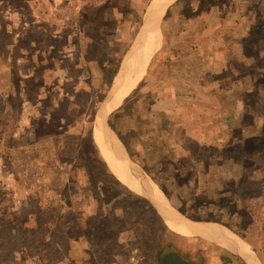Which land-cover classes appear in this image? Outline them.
Returning <instances> with one entry per match:
<instances>
[{
  "label": "rangeland",
  "instance_id": "obj_1",
  "mask_svg": "<svg viewBox=\"0 0 264 264\" xmlns=\"http://www.w3.org/2000/svg\"><path fill=\"white\" fill-rule=\"evenodd\" d=\"M149 2L0 0V264H164L163 250L169 246L185 253L184 240H171L153 206L106 167L92 141L100 113L135 164L110 130L126 161L160 184L170 180L169 157H162V164L155 155L154 121L160 112L171 117L179 134L196 132V122H202L211 152L215 143L223 144V135L215 142L223 116L239 113L237 100L243 122L254 115L264 118V101L255 87L264 73V0L173 2L157 22L160 44L140 81L107 112ZM198 50L206 58L195 66L202 75L187 79L177 56ZM113 79L111 96L97 113ZM233 82L240 84L241 98L231 91ZM221 86H231L230 92L223 93ZM214 158H202L204 168L215 170ZM184 163L178 159L171 190L181 204L172 206L193 221L223 223L235 232L249 227L256 235L250 238L254 246L264 250V222L254 219L264 218V180L239 190L206 184L209 193L201 190V195L180 186L189 175L180 172ZM105 184L116 192L108 202L100 189ZM222 198L233 204H222ZM209 250L198 241L187 256L208 264Z\"/></svg>",
  "mask_w": 264,
  "mask_h": 264
},
{
  "label": "crops",
  "instance_id": "obj_2",
  "mask_svg": "<svg viewBox=\"0 0 264 264\" xmlns=\"http://www.w3.org/2000/svg\"><path fill=\"white\" fill-rule=\"evenodd\" d=\"M175 1L176 0H173L168 6H170ZM253 25L249 24L248 31L249 30L250 32L252 31ZM183 55H185L186 57L182 56L178 58L177 56V59L178 60L180 59L178 63H180L181 67L183 68L184 77L189 79V78H197V76H201L202 75L201 71L203 69H200L199 72H196L195 66L198 63L199 65H201V63H203L206 60V58H204L203 52L201 50H198L196 52L191 51V52H185ZM192 60L194 61V64ZM188 61H190V63L192 64H189ZM239 62L242 63L241 60H239ZM196 73L198 75H196ZM252 82L253 81H250V83ZM235 83L237 82L232 83L233 87H237L238 85H240L238 83L237 84ZM221 88L223 87L221 86ZM221 88L219 89L220 91L223 90L222 91L223 93L230 92L229 91L230 89H228V87L227 88L224 87L223 89ZM238 103L239 105H237ZM240 103H241L240 100L236 101V105L238 109L236 106H233V108L237 109L239 112L241 111L240 108H242ZM164 115H167V114L164 112L163 116L160 117V120H158V122L154 121V126H156L154 131L157 132L156 134L158 136L156 137L154 142L156 143L155 145L157 146V147L155 146L157 148L156 150L160 149L158 150V152L155 153V155L159 156L158 159L162 160V157H163L162 154H164V157L165 156L169 157L168 158L169 165L167 168L168 169L167 172L170 178L167 184L169 185H167L166 182L161 183V184H164L162 185V188H163L162 192L165 195V196L163 195L164 199L166 197L165 201L167 200L166 201L167 204L170 205L171 207H173L172 205L176 206V205L181 204L179 200H176L175 197L173 198L174 194H171V190L175 189L172 185L174 183L172 182L178 180L175 174L178 173L177 172L178 168H180L179 167L180 165L178 164L179 158H182L185 160V163H184L185 170H180V172L189 173V175L185 176L186 178L185 184L180 185V186L182 187V189H186V190L193 189V188H195L196 190H200L201 195H203V192H201V190H204V192L206 190V194L209 193V186L206 184H223L222 186H224L225 189H228L227 188L228 186L230 189L237 188V190H239L241 185L243 186L244 184H248V183L254 184L259 181L264 180V118H258L259 117L258 115L256 116L254 115V117H250L249 120L246 119L244 121V126H239V128H237L236 130L237 132H239L238 136H236L237 134L235 135L232 133L224 134L222 131L219 132L218 134L219 138L216 137L215 142H217V139H220L221 136L223 135V138L221 139V141L223 142L224 145L215 143L216 145H214L212 148L216 151L211 152V149L209 147L210 145L207 146L208 138H205L204 133H202L203 132L202 122L201 123L196 122V125H195L196 132H195V129H191V134H189L188 132L185 131V128H184L185 126H184L182 130H184L185 132L179 134L175 132V130L173 129V125L171 124L172 123L171 117H167V116L164 117ZM178 125H184V122L179 123ZM247 128L249 129V132L254 134V136H252L251 138L245 137ZM175 134H179V136ZM176 136L179 139H177ZM181 143H184V148L181 146H179L180 148H178L176 146V144H181ZM219 146L222 148L221 150L218 149ZM164 147L168 148V152H170L167 155L163 151ZM42 152L43 150L41 151V153ZM210 154H214L216 156V158H214L213 163H212L214 164L212 166L213 168H215V170L208 169V167L206 166L204 168L203 166L202 158H205V156H209ZM172 157L175 158L174 161L172 160ZM195 158L197 159L195 160ZM170 161H172V163ZM171 167L174 168V170H169ZM180 179H182V176ZM156 184L158 185V183ZM136 195L149 201L145 196H141L139 194H136ZM251 198L252 197H248L249 200ZM222 200H224L225 204H233V200L231 199L225 201V198H222ZM253 200H255V197L253 198ZM149 203L151 202L149 201ZM87 204H88V207H87L88 212L86 216L91 215V207H90L91 204L90 203H87ZM151 205L157 210V212L159 213V216L162 218L163 222L165 223L167 227V232L172 237L171 240L175 242L177 241L180 242L184 240V244L186 247L185 253L175 250L174 248H171V246H169L168 249L167 248L164 249L163 256H162V258H164L163 260L165 262L164 264H196L197 261H195V258H193V256H190L191 254L190 251H192L193 245L198 241L205 242L214 251L213 252L212 250H209L208 252L205 253L204 261H206L208 264H248L244 258L223 248L218 243L210 241V239L208 238L201 237V236H189L188 237V236H183V235H180V234H177L171 231L168 228L166 220L164 219V216L159 211V209L156 208L153 205V203H151ZM174 209L176 210V208ZM254 219L255 221H258V222H264V218H257L256 216V218ZM204 223H209V222H204ZM213 223L220 224L224 228L232 232V234H235V236H237L244 244L249 246L251 252L255 255L256 260H258L260 264H264V250H258L254 246L252 242L253 240L251 239H253L252 237L255 238L256 235L254 233L252 234L249 227L247 228L243 227L242 231L235 232L231 229L230 225H226V224L224 225L223 223H219V222H213ZM173 241L172 243H174ZM187 252L190 253L188 256H187Z\"/></svg>",
  "mask_w": 264,
  "mask_h": 264
},
{
  "label": "bare ground",
  "instance_id": "obj_3",
  "mask_svg": "<svg viewBox=\"0 0 264 264\" xmlns=\"http://www.w3.org/2000/svg\"><path fill=\"white\" fill-rule=\"evenodd\" d=\"M172 1L150 0L144 18L146 24L141 30L144 29L142 32L140 30L138 39L128 51L129 55L125 59L123 69H121V73L115 80L112 96L110 95L112 88L108 94V98L111 96V100L107 104V112L117 109L140 81L146 62L155 53L160 44L161 35L159 30L157 31V22L162 12L166 10ZM156 31L158 32L157 45L155 44ZM106 101L102 103L97 113L101 111ZM106 126L104 125L103 114L100 113L93 123L92 141L106 167L119 183L130 191L145 196L153 203L164 216L167 226L171 231L188 237L201 236L208 238L244 258L248 264H260L249 246L244 244L235 234H232V232L222 225L192 222L182 216L177 209L175 210L168 205L158 185L141 172L137 165L134 166L126 161L124 154Z\"/></svg>",
  "mask_w": 264,
  "mask_h": 264
},
{
  "label": "trees",
  "instance_id": "obj_4",
  "mask_svg": "<svg viewBox=\"0 0 264 264\" xmlns=\"http://www.w3.org/2000/svg\"><path fill=\"white\" fill-rule=\"evenodd\" d=\"M264 72V71H263ZM260 74H258V76H259ZM261 75H263L261 78H260V80H259V78H257V80H256V86L255 87H257V90H256V92H257V96L258 97H260L261 98V100L262 101H264V73L263 74H261ZM238 86H240V85H238ZM233 87L232 88V91H233V93L235 94L236 93V91H237V88H239V87ZM229 87H231V86H229ZM228 87V88H229ZM227 88V87H226ZM237 94V93H236ZM237 95H239V97L241 98L242 97V95H243V92L242 91H238V94ZM226 96H227V94H226ZM242 104V103H241ZM154 114H152L153 116H158V114H159V112H153ZM243 113V112H242ZM163 114L164 113H162V112H160V115H162L163 116ZM243 114H241V112H237V115L233 118V116H232V113H231V115H226V116H223V118H222V120L221 121H223L221 124H223L224 125V128H223V125L222 126H220L223 130H221L224 134L225 133H233V132H236V130H237V128H239V126H244V122L242 121V119H243ZM164 117H166V115H164ZM231 118H233L232 119V122H230L231 121ZM242 118V119H241ZM237 121H238V123H237ZM232 123V124H231ZM234 134V133H233ZM252 136H254V134H252L251 132H249V129L247 128L246 129V135H245V137L246 138H251ZM89 139V138H88ZM158 150H160V149H158ZM163 151H164V153L167 155L168 153H170V152H168V149L167 148H163ZM139 154V153H138ZM131 155V154H130ZM163 155V157H164V154H162ZM131 156H133V155H131ZM156 156H158V155H156ZM159 157V156H158ZM160 157H162V156H160ZM161 163L162 164H164L165 162L162 160L161 161ZM154 181L155 182H157L158 183V181H156L155 179H154ZM162 185L163 184H159L158 183V186L161 188V190H163V188H162ZM103 187V188H102ZM102 187L100 188L101 189V192L103 193V195H104V201H110L114 196H115V194H116V192H115V190H114V187H113V185L112 184H105V185H102ZM136 197V196H135ZM225 204V202L223 201L222 202V204ZM99 212V211H98ZM102 215V213L100 212V216ZM96 215H94V217L93 218H91V219H94V218H96L95 217ZM88 217V216H87ZM90 220V219H89Z\"/></svg>",
  "mask_w": 264,
  "mask_h": 264
},
{
  "label": "water",
  "instance_id": "obj_5",
  "mask_svg": "<svg viewBox=\"0 0 264 264\" xmlns=\"http://www.w3.org/2000/svg\"><path fill=\"white\" fill-rule=\"evenodd\" d=\"M149 22H150V19H149ZM145 24H146V20L144 19V20L142 21L141 25H140V28L138 29V31H137V33H136V35H135V38L133 39V42L131 43V45H130V46L128 47V49L126 50V53H125L124 57L126 56L127 52L132 48L134 42H136V40L138 39V36H139L140 30H141L142 27H144ZM124 57H123V59H124ZM123 59H122V61H123ZM122 61H121L120 64H122ZM120 66H121V65H120ZM115 77H116V75L114 76V78H115ZM113 82H114V79H113V81H112V83H111V85H110L109 91H108L107 95L105 96V98L103 99L102 103L105 102V101L108 99V94L110 93V89L112 88ZM95 115H96V113H95ZM106 125H107V127L109 128V130H111L112 133H113V134L115 135V137H116V134H115L114 130L111 128V126L109 125L108 121H106ZM116 139H117L118 142L121 144V146H122V148H123V150H124V152H125V155L127 156L128 160H129V161H132V159H131V157L129 156V154H128L126 148H125L124 145H123V143H122L117 137H116ZM132 163H134V162L132 161ZM153 208H154V207H153ZM154 209H155V208H154ZM155 210H156V209H155ZM156 212H157V210H156ZM157 213H158V212H157ZM158 214H159V213H158ZM181 214H182V213H181ZM182 216H184V215L182 214ZM184 217H185V216H184ZM185 218L188 219V220H190V219L187 218V217H185ZM190 221H192V222H197V221H193V220H190Z\"/></svg>",
  "mask_w": 264,
  "mask_h": 264
}]
</instances>
